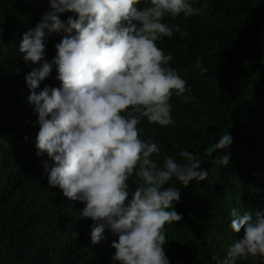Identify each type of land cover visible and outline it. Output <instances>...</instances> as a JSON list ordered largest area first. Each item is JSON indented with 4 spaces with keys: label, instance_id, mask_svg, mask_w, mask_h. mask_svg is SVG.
<instances>
[{
    "label": "clouds",
    "instance_id": "obj_1",
    "mask_svg": "<svg viewBox=\"0 0 264 264\" xmlns=\"http://www.w3.org/2000/svg\"><path fill=\"white\" fill-rule=\"evenodd\" d=\"M193 2L48 0L39 22L21 37L18 53L31 69L25 83L39 125L35 148L51 162L50 168L44 164L48 186L83 205L79 214L92 221L93 244L106 239L105 230L117 237L110 244L112 264H170L165 225L183 218L174 207L180 190L204 181L203 165L215 163L210 158L232 143L226 132L203 149V159L187 149L177 153L178 159L161 158L155 138L140 135L138 125L145 118L161 127L175 123L170 97L192 98L186 95L191 93L187 81L169 66L172 56L156 41L181 33L164 18L198 15ZM54 35L62 38L48 61L46 42ZM53 69L59 87L37 93ZM229 160L230 153L221 166ZM228 217L229 229L239 235L223 249V257H213L216 264L264 258V210L248 208L241 214L232 207Z\"/></svg>",
    "mask_w": 264,
    "mask_h": 264
},
{
    "label": "trees",
    "instance_id": "obj_2",
    "mask_svg": "<svg viewBox=\"0 0 264 264\" xmlns=\"http://www.w3.org/2000/svg\"><path fill=\"white\" fill-rule=\"evenodd\" d=\"M193 6L198 15L163 21L187 36L156 41L192 98L170 97L175 123L161 127L145 118L140 135L155 138L161 158L178 159L187 149L203 159V149L226 132L232 143L210 158L215 163L203 165L204 181L180 190L174 207L183 218L165 225L170 264H216L213 257H223L239 235L228 227L229 209L264 210V0H194ZM47 9L48 0H0V264H112L110 244L117 237L105 230L104 241L91 242L92 221L79 214L83 205L48 186L44 164L51 162L35 148L39 125L25 83L31 69L18 48ZM61 38H48L46 60L55 57ZM55 75L53 69L37 93L59 87ZM228 153V165L221 166ZM236 264H264V258Z\"/></svg>",
    "mask_w": 264,
    "mask_h": 264
}]
</instances>
